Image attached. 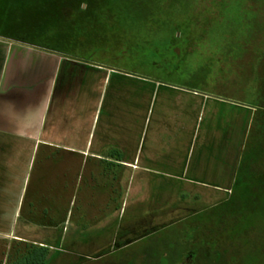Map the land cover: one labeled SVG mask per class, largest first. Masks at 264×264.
<instances>
[{
    "label": "crops",
    "instance_id": "1",
    "mask_svg": "<svg viewBox=\"0 0 264 264\" xmlns=\"http://www.w3.org/2000/svg\"><path fill=\"white\" fill-rule=\"evenodd\" d=\"M254 110L0 34V238L92 255L227 200Z\"/></svg>",
    "mask_w": 264,
    "mask_h": 264
},
{
    "label": "rangeland",
    "instance_id": "2",
    "mask_svg": "<svg viewBox=\"0 0 264 264\" xmlns=\"http://www.w3.org/2000/svg\"><path fill=\"white\" fill-rule=\"evenodd\" d=\"M36 23L50 32L39 37L44 49L264 109V0H0V24ZM257 164L229 201L97 254L63 242L43 264H185L188 254L189 264H264V145ZM64 204L52 208L60 220L52 225L78 218ZM24 247L0 238V264Z\"/></svg>",
    "mask_w": 264,
    "mask_h": 264
},
{
    "label": "trees",
    "instance_id": "3",
    "mask_svg": "<svg viewBox=\"0 0 264 264\" xmlns=\"http://www.w3.org/2000/svg\"><path fill=\"white\" fill-rule=\"evenodd\" d=\"M37 16V15H34ZM33 16V17H34ZM35 18V17H34ZM65 18V17H63ZM32 27V26H30ZM34 27V28H33ZM32 28L26 27H16L15 25H5L0 24V34L4 35H10L12 33L17 34L19 37H26L25 35H32L30 40H32L34 44L42 45V41L39 39L40 36L48 35L50 32L45 30V28H42L39 23H36ZM34 32L36 34H34ZM15 35V36H17ZM35 37V38H34ZM47 46L50 44L44 43ZM54 44V43H52ZM58 45L57 43H55ZM46 46V47H47ZM50 48H54L56 51H58L59 46H49ZM63 51V50H62ZM264 109L261 107H256L255 110L252 112V121L250 125L249 134L247 137V140L244 144V149L242 151L240 164L238 166L236 179H235V185H239L242 183V179L244 175L251 172V176L253 177L255 175L256 170L258 167H256L257 161L262 153V147L264 145ZM256 162V164L254 163ZM245 178V177H244ZM257 177L255 176V179ZM249 180H253L252 178H249ZM234 185V186H235ZM235 194V190L233 188L232 194L230 197H233ZM231 200V198L227 201ZM25 247L20 248H14L15 251L13 252V259L12 262L9 264H43L49 253L50 248L48 246H40L29 242H24Z\"/></svg>",
    "mask_w": 264,
    "mask_h": 264
},
{
    "label": "flooded vegetation",
    "instance_id": "4",
    "mask_svg": "<svg viewBox=\"0 0 264 264\" xmlns=\"http://www.w3.org/2000/svg\"><path fill=\"white\" fill-rule=\"evenodd\" d=\"M191 258H192L191 254H188L185 260V264H189L191 262Z\"/></svg>",
    "mask_w": 264,
    "mask_h": 264
}]
</instances>
